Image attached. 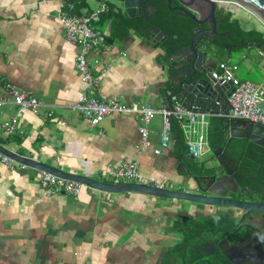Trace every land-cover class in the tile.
<instances>
[{
	"label": "crops",
	"instance_id": "0c3cea01",
	"mask_svg": "<svg viewBox=\"0 0 264 264\" xmlns=\"http://www.w3.org/2000/svg\"><path fill=\"white\" fill-rule=\"evenodd\" d=\"M94 1L98 6L104 2ZM77 6L80 13L96 9L88 0H79ZM58 9L59 0H0V78L32 92L42 103L37 112L21 116L15 132L0 130V145L108 183L114 182L111 174L104 175L109 165L138 161L144 175L180 188L191 177L184 170L205 162L192 159L179 126L173 124L170 147L158 155L161 115L149 124L151 146L142 149L137 147L141 137L134 114H110L93 125L74 108L84 84L76 67L78 47L67 41ZM112 24L113 18L96 27L109 37ZM208 48L206 64L211 69L221 61L233 63L234 49L242 48L234 63L236 75L253 82L263 79L264 55L255 45L223 47L214 42ZM218 52L223 56L212 64ZM98 56L92 95L168 106L172 58L135 28L125 37L109 39ZM241 68L248 77L239 75ZM7 95L0 85V96ZM221 103L206 111L209 134L219 124L220 116L212 113L224 109ZM17 113L15 104H4L0 121ZM178 136L184 144L178 143ZM208 141L204 155L213 151L210 136ZM43 172L19 162L14 169L0 165V264H189L194 227L204 231L212 219L208 211L194 206L184 211L180 202L135 190L107 192L85 184L79 196L52 191Z\"/></svg>",
	"mask_w": 264,
	"mask_h": 264
},
{
	"label": "water",
	"instance_id": "95a60500",
	"mask_svg": "<svg viewBox=\"0 0 264 264\" xmlns=\"http://www.w3.org/2000/svg\"><path fill=\"white\" fill-rule=\"evenodd\" d=\"M107 2L114 11L124 13L129 17L144 15L146 19L158 10L157 1L152 0H102ZM108 1H111L109 3ZM167 7L177 14L189 18L196 24V33L189 38L188 43L181 46L171 56L170 72L168 74L171 93H177L183 103L192 106L198 111L206 112L210 109H217L216 102L224 101L226 108L227 95L225 92L230 88L231 83H221L211 77V68L206 64L210 55L209 45L216 42L211 36L232 35L228 32L218 31V12L220 7L216 0H178L179 5L173 6V0H166ZM248 8L253 10L264 20V0H239ZM192 29V28H191ZM170 38L169 33L161 29L158 25L151 27L147 36L148 43L156 48L161 47L167 54V43ZM181 41L182 35L175 37ZM247 43H243L246 45ZM240 44L234 42L230 47H238ZM250 46L262 49L261 44L250 42ZM169 59V60H170ZM171 103L166 108H170ZM225 142L222 146L213 149L212 153L217 161L213 160L203 163L192 169L184 170L188 178L180 188H158L155 186L140 184L136 182L108 183L99 181L90 176L69 172L54 165L47 164L36 158L22 155L0 145V151L13 158L19 163L32 166L34 168L52 172L67 179L81 181L93 188L107 192L140 191L153 196L166 198L171 202H180V208L190 211L191 207H196L203 211H208L207 215L218 218L226 224L234 220L245 222V224H255L254 220L260 221L264 216V202L251 201L238 198L235 194L239 191V175L230 173L225 163L231 162V158L226 159V152L230 147L232 138H247L254 143L264 147V125L256 124L245 119L225 118L223 124ZM194 159L193 155H191ZM223 168L220 167V165ZM217 221V220H216ZM236 224V223H235ZM234 226V224H232ZM259 230H261L259 228Z\"/></svg>",
	"mask_w": 264,
	"mask_h": 264
},
{
	"label": "built area",
	"instance_id": "2783aa9c",
	"mask_svg": "<svg viewBox=\"0 0 264 264\" xmlns=\"http://www.w3.org/2000/svg\"><path fill=\"white\" fill-rule=\"evenodd\" d=\"M78 2L79 0H59L58 9V17L65 28L67 41L78 47L76 67L84 84V91L74 108L78 109L82 116L93 125L100 124L110 114H134L139 118L138 130L141 137L137 147L142 149L151 146L149 124L157 115H161L163 126L160 132V145L155 148V153L163 155L169 149L173 140V123L176 122L183 131L189 154L195 159L202 157L206 150L210 149L208 141L210 123L207 120L209 113L185 105L177 93L170 94V108H155L137 102L126 103L116 95L108 98L91 94L98 82L93 66L98 63V54L107 43V34L96 25L100 22L102 14L109 9V4L104 1L88 13H77ZM216 2L227 12H235L239 8L254 12L239 0H216ZM261 20L264 23V20ZM260 53L264 55L263 50H260ZM237 69L238 65L229 61H221L217 68L211 69L213 79L223 84L231 83L226 108L212 114L224 118L245 119L264 125V77L260 82L241 80L236 75ZM0 85L8 93L7 96H0V106L15 104L18 107L16 115L0 121V130L11 134L20 127L21 116L28 111L37 112L42 103L35 94L19 89L13 82L0 78ZM221 104V101H217L218 106ZM16 162L0 151V165L14 169ZM108 174L114 177L113 183L116 184L136 182L166 188L164 180L144 175L138 161L124 159L116 166L109 165L104 172L105 176ZM43 181L52 191H63L75 196H79L85 186V183L81 181L67 179L48 171L43 172Z\"/></svg>",
	"mask_w": 264,
	"mask_h": 264
},
{
	"label": "flooded vegetation",
	"instance_id": "af4514ba",
	"mask_svg": "<svg viewBox=\"0 0 264 264\" xmlns=\"http://www.w3.org/2000/svg\"><path fill=\"white\" fill-rule=\"evenodd\" d=\"M154 1H163L167 7L166 0H152V3ZM175 5H179L178 0H173V6ZM168 10L172 12L175 20L179 23H186L189 20V18L177 14L176 10L172 11L169 8ZM226 13L220 9L217 14L218 31L221 33L227 32L220 30ZM196 27L195 24L191 29L192 36L196 33ZM211 39L215 40V43L223 41L228 46L236 42L233 37L229 38L228 35H214L211 36ZM238 151L239 153L235 152V148L230 146L226 152L225 160L229 158L232 160L224 164V167L235 177L240 176L239 191L235 196L264 202V147L257 143L242 144L239 145ZM215 161L217 160L215 159ZM220 167L223 168L222 165ZM218 221V218H212L205 225L204 231L197 225L194 227L192 262L189 264H264V216L260 218V221L255 219V224H245L238 220L229 224L220 220V224H218Z\"/></svg>",
	"mask_w": 264,
	"mask_h": 264
},
{
	"label": "trees",
	"instance_id": "16d2710c",
	"mask_svg": "<svg viewBox=\"0 0 264 264\" xmlns=\"http://www.w3.org/2000/svg\"><path fill=\"white\" fill-rule=\"evenodd\" d=\"M156 4L158 5V10L149 19H146L144 15L137 17H129L124 13L114 11V9L110 7L106 12L102 14L100 20V22L103 23V21L113 18L112 33L109 37L107 34V42L109 39L113 40L115 38H122L127 36V34L132 28H135L139 33H141L143 36H145V38H147L152 26H163L165 31L169 33L171 37L174 38H170L166 47L168 51L166 55L171 57L177 50L181 48L183 44L188 43L189 38L191 37L190 30L193 26H195V23L189 20L186 23H179L175 20L172 12L168 10L163 1H157ZM220 30H225L230 33L238 44H249L250 42L261 44L263 47L262 50L264 51V32L256 29L247 30L243 28L241 23L237 19L233 18L232 12H227L225 14L224 23ZM178 34L182 35L181 41H178L175 38ZM217 43L218 45H221L223 47L228 46L223 41H219ZM224 119V117L220 116L219 124L213 130L210 131L209 136L211 141L210 145L212 149H216L222 146L225 142V135L223 132ZM173 124L174 127L178 128L176 122H174ZM178 143H180V145L184 144V139L181 136H178ZM242 144L255 143L247 138H232L230 146L232 148H235V152L239 153V145Z\"/></svg>",
	"mask_w": 264,
	"mask_h": 264
},
{
	"label": "rangeland",
	"instance_id": "374dc122",
	"mask_svg": "<svg viewBox=\"0 0 264 264\" xmlns=\"http://www.w3.org/2000/svg\"><path fill=\"white\" fill-rule=\"evenodd\" d=\"M90 5L93 8H97L98 3H96L94 0H88ZM109 3H111V1H108ZM233 18L237 19L241 25L243 26V28L250 30V29H256L259 31L264 32V23L263 21L252 11L245 9V8H239V10L232 12ZM242 50V48H237L234 49L233 51V55L232 57L233 59V63H235L236 61H239V53ZM223 56V54L221 52H218V54L216 56L212 57V64H215L218 62V60ZM238 56V57H237ZM226 58V57H225ZM242 68L239 71V75L242 78H246L248 76H246L245 74L242 73ZM212 158H214L213 153H208L203 155L202 157H200L198 159V162L202 163H208L210 161H212Z\"/></svg>",
	"mask_w": 264,
	"mask_h": 264
}]
</instances>
